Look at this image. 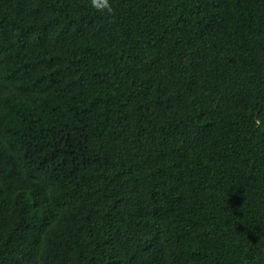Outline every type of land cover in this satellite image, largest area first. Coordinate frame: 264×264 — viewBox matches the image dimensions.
I'll return each instance as SVG.
<instances>
[{"label": "trees", "instance_id": "obj_1", "mask_svg": "<svg viewBox=\"0 0 264 264\" xmlns=\"http://www.w3.org/2000/svg\"><path fill=\"white\" fill-rule=\"evenodd\" d=\"M0 0V264H264V0Z\"/></svg>", "mask_w": 264, "mask_h": 264}, {"label": "clouds", "instance_id": "obj_2", "mask_svg": "<svg viewBox=\"0 0 264 264\" xmlns=\"http://www.w3.org/2000/svg\"><path fill=\"white\" fill-rule=\"evenodd\" d=\"M90 7L104 15H110L113 12L110 0H90Z\"/></svg>", "mask_w": 264, "mask_h": 264}]
</instances>
